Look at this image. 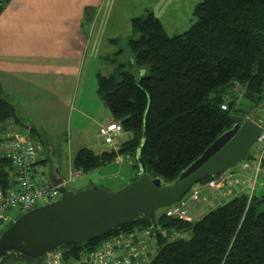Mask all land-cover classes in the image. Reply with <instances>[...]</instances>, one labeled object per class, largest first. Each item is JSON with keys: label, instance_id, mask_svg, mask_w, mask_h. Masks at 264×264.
Instances as JSON below:
<instances>
[{"label": "trees", "instance_id": "obj_1", "mask_svg": "<svg viewBox=\"0 0 264 264\" xmlns=\"http://www.w3.org/2000/svg\"><path fill=\"white\" fill-rule=\"evenodd\" d=\"M8 1L2 0L0 10ZM193 9L195 22L173 36L151 10L131 18L132 67L108 57L115 67L98 73L96 82L111 119L130 137L98 153L81 147L72 159L75 171L98 169L125 155L139 172V156L151 178L169 184L233 126L231 115L258 112L264 101V0H200ZM16 124L28 129L31 142L46 144L43 132L0 85V130ZM10 170L8 161L0 160L2 188L9 186ZM159 209L157 229L140 214L90 241L61 246L63 258L96 248L113 232L151 227L155 253L149 264H264L263 196L248 201L247 194H239L192 221ZM33 261L10 255L0 264Z\"/></svg>", "mask_w": 264, "mask_h": 264}, {"label": "crops", "instance_id": "obj_2", "mask_svg": "<svg viewBox=\"0 0 264 264\" xmlns=\"http://www.w3.org/2000/svg\"><path fill=\"white\" fill-rule=\"evenodd\" d=\"M101 1L9 0L0 10V85L45 135L49 183L53 175L65 179L59 141L69 144L74 156L87 146L82 132L73 138L70 122L90 44L89 13Z\"/></svg>", "mask_w": 264, "mask_h": 264}, {"label": "water", "instance_id": "obj_3", "mask_svg": "<svg viewBox=\"0 0 264 264\" xmlns=\"http://www.w3.org/2000/svg\"><path fill=\"white\" fill-rule=\"evenodd\" d=\"M233 126L214 140L205 151L169 184L151 178L139 156V176L122 188L107 191L88 187L73 191L63 186V178L50 177L60 196L21 213L0 233V263L10 255L18 259H39L63 245H79L113 230L142 215L157 229L155 213L178 202L194 184L226 171L249 157L259 137L260 124L252 118L230 116Z\"/></svg>", "mask_w": 264, "mask_h": 264}, {"label": "built area", "instance_id": "obj_4", "mask_svg": "<svg viewBox=\"0 0 264 264\" xmlns=\"http://www.w3.org/2000/svg\"><path fill=\"white\" fill-rule=\"evenodd\" d=\"M221 107L224 109L226 105ZM260 126V135L252 145L254 152L249 153L248 159L215 174L199 187L192 186L188 198L183 196L179 202L163 207L162 212L166 216L192 221L189 210L197 203L205 202L206 191L214 196L209 205L218 202L220 197L227 201L242 193L247 194L250 201L255 191L264 185V125ZM121 130V126L112 119L99 128L98 136L107 150L116 148L114 138ZM45 156L26 134L11 127L0 130V160H7L11 168L9 186L5 189L0 185V233L21 213L51 203L60 196L58 185L52 186L44 177L42 161ZM122 159V156L116 158L117 161ZM71 175L64 179L63 186L69 185ZM152 239L151 227L118 231L104 238L96 248L81 251L76 256L64 259L62 251L57 248L31 263L21 264H149L154 257L152 250L155 251Z\"/></svg>", "mask_w": 264, "mask_h": 264}, {"label": "rangeland", "instance_id": "obj_5", "mask_svg": "<svg viewBox=\"0 0 264 264\" xmlns=\"http://www.w3.org/2000/svg\"><path fill=\"white\" fill-rule=\"evenodd\" d=\"M200 0H102L101 5L92 9L89 13L88 25L90 26L89 37L90 44L86 51L85 64L82 69V76L77 83V98L74 101L75 109L72 112L70 131L73 138L78 132L84 135V142L95 153L107 150L108 147L103 145L101 138L98 136L99 128L108 122L112 117L109 109L105 106L100 96L97 94V74L103 75L112 72L115 67L113 61L108 60V57L114 60L123 61L130 68L132 63V53L127 47V40L132 35L131 18L145 16L146 9L154 10L159 21L163 24V28L169 36L179 34L186 31L195 22L193 15V7ZM10 98V97H9ZM12 101L16 103V100ZM264 99V96H263ZM258 112L250 117L256 122H264V101ZM29 119V118H28ZM30 120V119H29ZM31 121V120H30ZM104 123V124H103ZM14 131L23 133L26 128L20 125H11ZM79 128V130H78ZM28 133V131H26ZM29 134V133H28ZM130 137V133L121 130L117 137L114 138L116 145L120 144ZM33 144L40 148V151L45 152L47 148L41 143H37L35 138H31ZM60 148L58 157L60 162V172L65 178H69L71 173V182L69 188L73 191L85 189L88 187H100L107 191L118 190L123 185L131 182L135 176L139 175L134 166L130 163V159L123 155L120 161H111L110 163L91 169L87 172L75 171L71 166V158L74 156L73 149L66 144L64 140L59 141ZM74 144H72V148ZM254 152V146L251 147L250 153ZM43 174L48 178L50 167L47 162L43 164ZM239 165V163H238ZM237 165V166H238ZM202 183L197 182L194 187L201 186ZM256 195L264 197V185L255 191ZM205 202H199L193 208H190L189 215L193 219H198L209 209L215 208L216 204L224 201L220 197L218 202L208 203L214 198L213 194L204 193ZM188 198L189 192L183 195ZM181 200V199H180ZM179 200V201H180ZM178 201V202H179ZM163 209V208H162ZM160 210V209H159ZM158 210V212H159ZM157 212V213H158ZM154 244V239L151 240ZM154 254V250H152ZM38 259V258H37Z\"/></svg>", "mask_w": 264, "mask_h": 264}]
</instances>
